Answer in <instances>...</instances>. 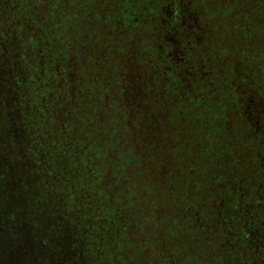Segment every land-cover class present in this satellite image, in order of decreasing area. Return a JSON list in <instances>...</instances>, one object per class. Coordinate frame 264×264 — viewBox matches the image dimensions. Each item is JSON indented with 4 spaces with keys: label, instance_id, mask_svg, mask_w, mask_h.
Instances as JSON below:
<instances>
[{
    "label": "trees",
    "instance_id": "trees-1",
    "mask_svg": "<svg viewBox=\"0 0 264 264\" xmlns=\"http://www.w3.org/2000/svg\"><path fill=\"white\" fill-rule=\"evenodd\" d=\"M261 148L264 0H0V264H264Z\"/></svg>",
    "mask_w": 264,
    "mask_h": 264
},
{
    "label": "rangeland",
    "instance_id": "rangeland-1",
    "mask_svg": "<svg viewBox=\"0 0 264 264\" xmlns=\"http://www.w3.org/2000/svg\"><path fill=\"white\" fill-rule=\"evenodd\" d=\"M233 124L236 125V127H237L236 129H238V131H241V130L243 131L244 122L242 119H240V121L234 120ZM204 147H205V141H204L203 137L199 138L197 141H195V138H193L191 140V142L189 143V147H188L187 152L184 153L185 158L187 160V163L188 162L189 163L195 162V157H200L203 159L206 158ZM221 148L227 150V147L226 148L221 147ZM260 150L263 151L261 154L264 155V149L261 148ZM233 151H234V153H241L245 157V168L241 171H246L249 174H253L256 172V170H255L256 159L254 158L255 152H256V147H254V146L249 147V149H247V150H243L239 147H235ZM228 171H239V170H235L232 167H230L228 169ZM205 183H206V179L204 177H201L200 184H205ZM203 187H207V186L204 185ZM212 187H215V186L212 185ZM213 189H215V188H213ZM0 243H1V238H0Z\"/></svg>",
    "mask_w": 264,
    "mask_h": 264
}]
</instances>
